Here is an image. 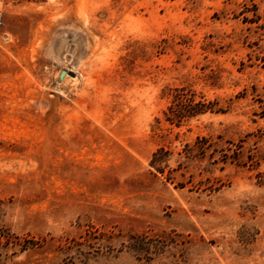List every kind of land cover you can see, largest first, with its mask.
I'll return each mask as SVG.
<instances>
[{"label": "rangeland", "instance_id": "rangeland-1", "mask_svg": "<svg viewBox=\"0 0 264 264\" xmlns=\"http://www.w3.org/2000/svg\"><path fill=\"white\" fill-rule=\"evenodd\" d=\"M0 5V264H264V0Z\"/></svg>", "mask_w": 264, "mask_h": 264}, {"label": "trees", "instance_id": "trees-1", "mask_svg": "<svg viewBox=\"0 0 264 264\" xmlns=\"http://www.w3.org/2000/svg\"><path fill=\"white\" fill-rule=\"evenodd\" d=\"M196 98V93L187 87L176 89L173 102L165 113L166 120L171 124L179 125L186 119L214 113L213 109H211V103H207L203 98L197 101ZM158 162L159 159L155 154L152 166H155Z\"/></svg>", "mask_w": 264, "mask_h": 264}, {"label": "built area", "instance_id": "built-area-1", "mask_svg": "<svg viewBox=\"0 0 264 264\" xmlns=\"http://www.w3.org/2000/svg\"><path fill=\"white\" fill-rule=\"evenodd\" d=\"M3 18H4V11L2 9V6L0 5V30L3 27Z\"/></svg>", "mask_w": 264, "mask_h": 264}, {"label": "water", "instance_id": "water-1", "mask_svg": "<svg viewBox=\"0 0 264 264\" xmlns=\"http://www.w3.org/2000/svg\"><path fill=\"white\" fill-rule=\"evenodd\" d=\"M64 75H66V73H65V72H63V73H62L61 77H64Z\"/></svg>", "mask_w": 264, "mask_h": 264}]
</instances>
